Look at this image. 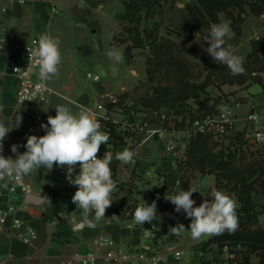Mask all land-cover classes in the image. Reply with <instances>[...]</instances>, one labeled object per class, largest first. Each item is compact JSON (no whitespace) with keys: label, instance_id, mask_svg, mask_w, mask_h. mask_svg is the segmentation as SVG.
I'll return each instance as SVG.
<instances>
[{"label":"crops","instance_id":"0c3cea01","mask_svg":"<svg viewBox=\"0 0 264 264\" xmlns=\"http://www.w3.org/2000/svg\"><path fill=\"white\" fill-rule=\"evenodd\" d=\"M122 1L24 0L19 2L18 0H0V122L10 123L16 114L22 117L21 125L10 131L4 141L2 154L5 157L12 156L15 158V154L11 152V145L13 144L21 145L18 151L23 153L26 149L22 145L26 144L27 136L45 135V130L41 128V124H47V117L41 118L43 114L38 117L34 116L36 111L32 109L31 104L36 103H17L15 100L14 91L17 81L11 75L10 67L17 61V52L11 49L12 42L23 43L32 38L39 40V37L45 33L58 37L62 42L58 27H63V25H70L74 29V42L81 43L83 39L87 41L90 37L89 34L103 33L104 27L99 16L107 17L105 10H111L114 5L115 9L120 6L117 11L122 10ZM175 6L187 18L186 36L181 37L183 40L178 38L177 29L179 26L173 17V20H170L173 26L172 38L180 44L187 58L203 63L204 67L208 66L214 61L212 58L205 59L203 41L199 36L189 35L190 20L187 17L185 5L175 2ZM219 17L221 22L227 21L230 24L223 14H220ZM118 28L119 24L115 14V21L111 17V24L107 30L109 33L106 39L107 47H104L103 44L105 39L97 38L101 57H103L102 55L108 57L107 52L110 49H118L123 52L124 56V45L113 44V37ZM262 29H264V18L252 13L246 14L241 23V35L238 42L235 44L229 42L233 35L231 29L229 35L225 37V45H231L236 55L245 54L250 49L251 40ZM124 64L128 72L137 79L131 80L130 85L126 82H118L116 88L110 89L104 84L99 85L97 89L98 99L93 103L99 101L104 94L109 92L131 91L140 80H144L145 70L142 72V77L139 78V70L133 67L134 62H127L124 56ZM112 65L119 75L120 65ZM100 81L101 79L94 83L99 84ZM54 82L52 86L60 90L47 84L50 88L48 95L50 99L48 100H51L53 95L71 101L77 107V114L81 105L90 104L89 95L75 90L73 83H62L60 79ZM219 87L222 91L230 93L227 95L228 103L220 102L216 107L219 111H224L223 109L227 108L225 113L231 119L235 130H244L245 136L250 132V123L246 120L250 112H255L259 117L256 125L264 127V71L249 76L242 85L222 84ZM72 95L75 98H72ZM181 133L185 135L186 132L170 129L160 138L152 137L132 147L124 144L111 149L114 158L110 167L114 166L112 178L117 185L112 197L116 200L137 199L150 205L153 201L157 204L158 200L165 194L170 195L180 190H188L189 186L197 190L192 195L196 202L195 207L204 202L206 194L212 197L210 189L216 183L213 173L199 174L194 171L188 182L185 181L180 184L181 172L176 163L179 157L184 159L186 157L185 152H182L178 145L180 143L178 135ZM255 145L261 148L260 157L264 159V143ZM125 148H129L135 153L134 164H122L115 159V153L123 151ZM79 171L80 167L77 164L73 176L79 174ZM66 172L67 166L61 168L54 165L49 172L40 168L25 176V182L30 189L29 192L37 199V203L24 202L25 195L23 198L9 196L5 189L0 186V208L9 203L13 204L16 206L14 216L21 221L19 226H15L10 216L5 220L0 230V264H68L69 262L77 264L75 253L86 251L96 252L95 264H144L134 256H126L132 250L140 249H145L146 254L155 251L169 254L171 250L178 249L182 252L180 264L230 263L226 253L219 249L215 242L208 243L203 248L210 236L193 240L190 232L184 231L180 234H172L173 237L171 238L169 234H163L155 240V238L145 234L143 226L135 224L131 215L119 219H107L105 214V218L102 220L94 221L95 228L85 227L82 230H73L71 218L75 216L79 220L82 216V210L72 202L73 189H77V186L68 182ZM204 176H209L212 179L208 182L205 191L199 193L198 184ZM219 190L226 193L222 188ZM234 197L236 198V196ZM237 205L239 206L238 200ZM90 218H94V215ZM152 222L159 227L160 213L158 210L157 216ZM177 223L184 224L185 229L189 230L191 218H186V214L181 211L173 223V227ZM100 235L106 236L111 244L107 247H98L95 240ZM25 238L28 240L25 241ZM107 251L112 252V259L106 258ZM253 256L258 261V257Z\"/></svg>","mask_w":264,"mask_h":264},{"label":"trees","instance_id":"16d2710c","mask_svg":"<svg viewBox=\"0 0 264 264\" xmlns=\"http://www.w3.org/2000/svg\"><path fill=\"white\" fill-rule=\"evenodd\" d=\"M161 0H123L122 10L116 13L119 28L123 27V20L134 22L133 27H125L127 38H119L117 33L113 37V44L121 45L126 39L131 43L124 46V56L127 62L133 59L131 50L135 47L148 48L149 55L146 58L147 81L140 80L131 91L122 92L123 96L131 97L135 104L144 107L160 108L182 105L188 99L198 101L197 108L205 109L206 113H214L220 104L219 99L207 93V87L213 82L216 85L245 83L253 73L264 71V31L250 42V49L239 56L244 58L243 74L233 75L229 68L219 62L212 63L207 72H203L197 61L186 58L175 42L165 39L162 42L156 39H144L138 30L140 13L145 10L148 15L158 12L156 9ZM187 17L190 20L189 34H198L206 38L210 25L221 22L219 15L223 14L229 20L233 31L229 42L235 44L241 35V23L244 15L252 13L259 15L264 10V0H191L185 4ZM133 31V33H132ZM144 31V30H143ZM148 36L149 32H147ZM204 57L210 54L205 50ZM257 64L256 66H253ZM152 79L156 80L152 82ZM204 94L202 97L201 94ZM215 98V99H213ZM245 136L244 130H235L234 139L241 140ZM216 143L211 136L203 131L196 130L191 133L187 149L185 151V164L202 174L213 173L216 183L212 189H224L228 195L236 196L239 206L236 209L238 228L234 232L225 231L223 234L210 236L203 248L211 242H215L219 249L226 245L231 252L241 255V259L230 261L229 264H252L250 256L258 257L253 264H264V227L259 224V217L264 213L257 210V203L253 198L259 186L260 193H264V159L259 155L258 161H254L242 167L232 164L233 157L213 153L212 147ZM114 166L111 167V170ZM180 168L179 166L177 167ZM211 202L213 198L205 195L204 200ZM113 203L119 208L133 209L135 201L130 199L116 200ZM196 205V204H195ZM194 205V207H195ZM157 210L160 213V225L155 233V240L163 234H168L169 227L173 226L179 213L175 206L161 197L157 202ZM169 237H173L169 233ZM237 247L241 250L238 251Z\"/></svg>","mask_w":264,"mask_h":264},{"label":"clouds","instance_id":"9594fccd","mask_svg":"<svg viewBox=\"0 0 264 264\" xmlns=\"http://www.w3.org/2000/svg\"><path fill=\"white\" fill-rule=\"evenodd\" d=\"M230 31L227 21L211 24L209 34L205 38L208 45L205 50L214 62L225 64L233 75L243 74L244 58L234 54L231 45L225 46V37ZM107 55L116 63L123 62L124 56L120 50L110 49ZM28 60L38 68L40 80L47 81L58 75L62 62L59 38L47 33L42 34L37 46L28 48ZM55 110L56 115H49L47 124H41L45 135L27 136L26 144L22 145L26 149L23 153L18 151L21 145H11L15 158L2 154L3 142L10 131L21 125L22 117L16 114L10 123L0 122V181L6 178L20 181L40 168L49 172L54 165L61 168L67 166L66 179L71 185L77 186L72 202L82 210L79 220L75 216L71 218L73 230L95 228L94 221L105 218L106 210L112 206L111 196L117 187L110 167L113 153L106 151L103 158H97L100 146L107 144L109 134L101 131V124L90 109L81 107L79 113L74 114L69 107L57 105ZM223 110L226 112L227 108ZM134 156L135 153L129 148L115 153V159L122 164H134ZM77 164L80 171L73 176ZM194 192L197 190L189 186L188 190L165 194L164 199L175 206L177 213L182 211L186 218H191L189 230L185 229L184 224L177 223L174 227H169L168 234L189 231L193 240H199L205 236L223 234L225 231L231 233L238 228V205L234 196L212 189L213 200L209 202L205 199L199 206L194 207ZM93 214L94 218H90ZM156 216L157 204L153 201L150 205L145 203L138 206L133 219L136 225L142 226L145 222L151 223Z\"/></svg>","mask_w":264,"mask_h":264},{"label":"rangeland","instance_id":"374dc122","mask_svg":"<svg viewBox=\"0 0 264 264\" xmlns=\"http://www.w3.org/2000/svg\"><path fill=\"white\" fill-rule=\"evenodd\" d=\"M175 2L183 3L185 5L189 1L185 2L184 0H161L159 6L156 7V9H158L157 13L148 15L145 10L140 13V19L138 21L137 27L139 32L141 33V36L144 39H156V41L158 42H162L165 39L172 40L176 43V45L182 51L183 55L186 57L180 44L177 43L171 36L173 26L171 23L172 21L170 20H173V17L179 26V29H177L179 33L178 38L180 40H183L181 37L186 36L185 25L187 18L185 15L182 14L181 10H178V8L175 6ZM115 8L116 7L114 5L111 9L114 11L108 9L105 10V12L107 13V17L99 16L104 27L103 33L100 34L97 32L89 34L90 37H88L89 39L87 41L83 39V42L81 43L74 42V29L70 25H63V27H58V30L60 31V37L62 39V42H60L62 62L59 65V72L61 73L60 75L53 76L51 77V79L47 80L46 83L48 85L52 86L55 83L54 81H57V79H60V82L62 83L71 82L73 83L74 88H76L75 90H79V92L87 93L89 95V103L91 104L96 101V99H98L97 89L99 85L104 84L108 89H110L116 88L118 82H126V84L130 85L131 80L137 79L134 75L129 73L126 67L124 66V59L123 62L116 63L113 60L109 59L106 55H102L103 57H101L99 53L97 38H100L102 40L105 39L103 44L104 47H107L108 43H106V39L109 35V33L107 32L108 26L109 24H111V17L115 21V14L118 12L117 10L120 9V6L117 9ZM112 12H114V15H112ZM133 25H135L134 22L129 23L128 20H123V27L118 28L117 31V34L120 35L119 38H127V32H125V27H133ZM50 31L53 30L50 29ZM147 32H149L150 36H148ZM199 38L204 42V37L199 36ZM126 40L127 41L122 43V45L125 46V44L131 43L130 38ZM131 52L133 56L131 62H134L133 67L139 70V78L142 77V72L143 70H145L144 79L145 81H147L148 79L146 74V58L149 55L148 48L135 47L131 50ZM209 58H211V56ZM212 63L205 67L203 63H200L203 72H207L208 67ZM112 64L120 65L119 75L116 73ZM256 65L257 64H254L253 66ZM88 71L92 73H97L100 76L101 81L99 84L94 83L92 80H88L86 78L85 74ZM153 80L154 79H152V82L156 81ZM257 85L258 84L256 83V86ZM206 91L211 96L219 99L221 103H228L227 95L230 92L222 91L221 88L215 84V82H213L211 86H208ZM201 96L203 97L204 94L202 93ZM72 98L75 97L72 95ZM48 99L50 98L48 97L47 100ZM188 100H190L191 103L188 102ZM188 100L180 106H176L178 105L177 102L175 106L158 108L161 110V115L163 116L162 126L165 130L172 129L176 131L186 132L185 135H183V133L178 135V141L180 142L178 143V145L182 149V152L186 151L191 133L196 131V128L202 121L201 123H203L204 128L203 132L210 134L211 140L216 143V145L212 147L213 153H217L218 155H227L229 153L230 155L234 156L232 159V164L236 167H242L254 161H258L261 148L248 141L246 136H244L241 140L234 139L235 129L233 127H221L222 122L220 121L221 118L219 116L220 111L217 108L213 107L210 109H214L217 112L206 113L205 109L198 110V108L195 107L196 105H198L197 100ZM31 105L32 109L36 111L34 116L38 117L40 114H43L41 115V118L43 119L45 117H48L49 115L55 116V107L57 105H65L69 107L74 114H77V107L71 101H67L53 95L51 96V100H48L47 102H44L42 104L36 103ZM195 121H198L199 124H196ZM222 128L223 130H221ZM185 162L186 161L183 157H179L176 163L177 167H180L179 169L181 172L180 184L184 183L185 181L188 182L193 176L194 171L198 172L199 174L201 173L197 169H192V167L190 165L188 166L187 164H185ZM211 179L212 178H210L209 176H204L200 179V182L198 184L199 193L205 191V188ZM253 198L257 203L256 209L261 211V208L264 207V194L260 193L259 186L257 187L256 192L253 193ZM259 224L261 227H264V213H262L259 217ZM250 258V262L252 264L256 263V257L252 255L250 256Z\"/></svg>","mask_w":264,"mask_h":264},{"label":"built area","instance_id":"2783aa9c","mask_svg":"<svg viewBox=\"0 0 264 264\" xmlns=\"http://www.w3.org/2000/svg\"><path fill=\"white\" fill-rule=\"evenodd\" d=\"M23 2L24 0H18ZM185 1V0H184ZM264 18V10L259 14ZM264 31L262 29L260 32ZM259 34V33H258ZM257 34V36H258ZM256 36V37H257ZM38 39L32 38L26 42L13 41L11 49L17 52V61L11 65L10 73L16 79L17 84L14 91L15 100L17 103H38L42 104L47 101L50 93L46 81H42L38 76V68L34 63L28 60V48L33 49L37 46ZM20 70L17 72L16 70ZM253 73L252 75H255ZM88 80L96 82L100 79L97 73L86 72L85 74ZM81 107L90 109L95 114L99 123L101 124V131L109 134V140L107 144L101 145L97 154V158H103L106 151H111L117 145H127L129 147L141 144L152 137L160 138L167 132L162 126L161 110L158 108L143 107L140 104H135L131 97L123 96L122 92H109L102 96V98L91 104L81 105ZM221 127H233L232 121L229 119L225 111H220ZM247 122L250 123V132L246 135L248 141L252 144L264 143V127H259L256 122L259 120L258 115L255 112L248 113L246 117ZM202 122V121H201ZM199 124L196 130L204 131L203 123ZM223 130V128L221 129ZM4 145V142H3ZM0 186L5 189V192L9 196H16L23 198V196L30 191L28 184L25 182V176L20 180L6 178L0 181ZM70 186V185H69ZM72 187V186H71ZM77 189H73L75 193ZM111 198H113L111 196ZM135 201V207L133 209H126L125 207L119 208L116 204H112L106 210L107 219H119L126 215H134L135 209L143 205L144 203ZM16 206L13 204H7L3 208H0V230L8 217H12L13 225L19 226L21 221L14 216ZM94 215V214H93ZM116 216L115 218H112ZM145 234L155 237V233L158 230V226L151 222H145L143 225ZM28 239L25 238V241ZM95 243L98 247H107L111 244V241L103 235L96 238ZM145 249L132 250L126 256H134L141 260L144 264H180L182 252L178 249H173L169 254H164L161 251H155L151 254H146ZM221 250L226 253L229 261H236L241 259V255L231 252L229 248L224 245ZM240 251L241 248L237 247ZM228 253V254H227ZM96 252L86 251L84 253H75V260L77 264H95ZM113 255L111 251H107L106 258L112 259ZM68 264H74L69 262Z\"/></svg>","mask_w":264,"mask_h":264},{"label":"water","instance_id":"95a60500","mask_svg":"<svg viewBox=\"0 0 264 264\" xmlns=\"http://www.w3.org/2000/svg\"><path fill=\"white\" fill-rule=\"evenodd\" d=\"M36 201H37V199L30 192H27L25 194L24 202H26V203H37Z\"/></svg>","mask_w":264,"mask_h":264}]
</instances>
